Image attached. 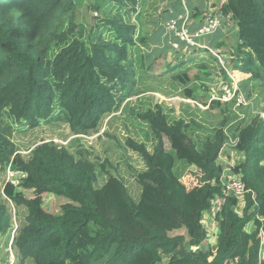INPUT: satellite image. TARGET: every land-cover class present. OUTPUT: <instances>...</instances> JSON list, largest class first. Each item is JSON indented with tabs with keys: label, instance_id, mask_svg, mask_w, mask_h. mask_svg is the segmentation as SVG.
Segmentation results:
<instances>
[{
	"label": "trees",
	"instance_id": "trees-1",
	"mask_svg": "<svg viewBox=\"0 0 264 264\" xmlns=\"http://www.w3.org/2000/svg\"><path fill=\"white\" fill-rule=\"evenodd\" d=\"M79 2L0 0V173H15L0 192L1 246L7 247L16 225V264H263L264 117L256 112L226 134L223 115L197 143L194 119H173L158 101L131 109L148 130L144 141L128 136L124 142L144 165L135 176L138 197H132L113 163L93 160L81 140L101 131L109 135L107 125L127 111V99L146 92L137 85L135 65H143L141 31L152 16L144 0H94L91 7L102 17L95 11L98 22L84 35L75 19ZM219 11L231 15L236 26L233 69L264 85V0H223ZM177 16L170 19L180 25L184 19ZM174 42L185 43L175 35ZM179 65L149 74L158 82L176 74L169 78L184 85L200 75H191L189 67L165 73ZM221 74L228 76L226 69ZM140 76L147 79L142 68ZM184 88L191 97V87ZM219 104L213 99L208 107ZM42 121H61L74 137L66 144L41 141L22 153L12 139L15 124L33 129ZM229 135L238 138L234 147L243 155L232 175L218 159ZM193 168L201 174L191 188L181 177ZM222 174L240 177L245 192L226 194ZM44 194L66 199L59 212L43 208ZM207 214L216 224L215 241L204 245L210 234L202 223ZM248 224L254 227L249 233ZM181 228L185 235H170Z\"/></svg>",
	"mask_w": 264,
	"mask_h": 264
},
{
	"label": "rangeland",
	"instance_id": "rangeland-1",
	"mask_svg": "<svg viewBox=\"0 0 264 264\" xmlns=\"http://www.w3.org/2000/svg\"><path fill=\"white\" fill-rule=\"evenodd\" d=\"M93 1L80 0L79 4H77L75 19L76 22H79L83 26L84 35L90 33V28L98 22L96 20L98 17L93 13L96 11L98 16L102 17L100 10L91 7ZM222 2L223 0H144L145 9L150 10V13H153V15L151 17L152 22L146 24L141 31V35H143L147 43L146 46L139 44L145 56L143 67L141 65L135 66L137 68V85L140 90H146V92L139 95V97L131 96L127 99L128 103L125 107L127 111L121 116L116 114L117 116L107 125L106 129L109 135H105L101 131L99 133L100 135L84 136V139L81 140L83 147L90 151L88 156H91L93 160L103 161L107 158L113 163L114 168L112 171L124 181L129 193L134 198L138 197L139 192V186L135 176L137 172L144 169V165L139 156L127 148L124 142L128 136H132L138 141H144L146 139L145 137L148 133L147 126L139 120L134 119V111L141 109L150 101L153 103L156 101L161 103L173 119L187 117L186 114L188 113L190 118H187V120L194 119L198 123V130H196L198 137L194 135L196 139L204 138L207 133L211 134L212 129L223 119V115L226 117V125L228 126L225 129L226 134H230L228 129L231 125L236 124L238 121H243L242 124L247 123L250 120V116L256 112L264 117V85H260L261 80L257 81L252 79L249 81L247 80L248 74L240 73L237 69H233L236 26L231 15L229 17H220L221 21L215 26V30L198 38L196 40L197 44L193 45L195 48L190 47L192 46L191 44L187 46L185 43H179L178 46H173L174 48H172L171 44L167 42L169 46L166 45L162 50L163 41L165 39L166 41L169 40L173 35L167 29L168 25L165 23L167 19L177 16L178 12L182 11L185 7L187 10L185 16L188 12L191 14L189 9L196 7L200 11L198 17H183L184 21L182 22V24L188 26L192 31L196 26L205 22L207 15H220L219 7ZM148 12H142L143 18L147 19L146 13ZM203 16L204 18H202ZM134 17L135 15L132 14L130 20L134 21ZM177 17L181 18L179 16ZM171 30L175 33L178 31L176 27ZM191 41L195 42L194 40ZM215 43H218V47L214 46ZM178 61L180 65L174 70H167L165 72L167 75L172 74L178 69L186 70L188 67L191 75L192 73H198L200 75H197L186 85L180 79H177V77L175 78L180 81L169 78L176 74L166 77V80L163 82H158L157 79L151 77V74L158 73L161 67L165 68L167 65ZM139 67L145 70L147 79L144 76H140ZM222 69H226L227 77L221 74ZM199 70L208 71L209 74H202ZM155 77H158V75H155ZM184 87H191L188 89L190 92L192 91V98L187 97V92ZM248 89H250V96L249 94L247 96ZM213 99L218 100L221 104L211 109L208 107V103ZM246 103H249L250 106H247ZM241 104L244 105L240 106ZM131 109L134 110L132 113L130 112ZM8 120L11 121L9 118ZM73 137V134L71 135L69 132L68 126L61 121H42L38 127L33 129H27L25 125L15 124V129L12 134V139L16 146L21 151H24L22 153H25L34 145L41 143V141L53 140L57 144H66ZM237 140V137H231L229 135L224 143L227 146L221 151L218 157L219 162L223 165V170L231 175L232 166L240 159H243V155L238 153L234 147ZM196 142H199L198 139ZM164 146L166 149L170 148L166 138H164ZM147 148L151 150L150 145ZM181 166L182 162L177 161L176 169H179ZM200 174V171L193 168L189 176L183 178L181 175V179L191 185L192 188L196 185L197 181L200 183ZM8 175L9 172L5 174L0 173V192L2 184ZM104 180L105 178L99 184L103 183ZM234 183L239 184L242 189L245 188L240 177L233 176L226 178L222 174V186L231 194L234 192H232L230 187ZM25 194L26 196L33 195L29 191H26ZM65 200V198L56 197L53 194H44L43 208L49 212L57 213L59 212L60 204ZM210 204H215L214 199H211ZM213 210H215L214 207ZM202 223L210 230L209 237L204 241V245L213 244L215 241L214 233L216 224L212 219V214L204 216ZM253 228L251 224H248L245 232L249 233ZM177 233L185 235V230L182 228L174 230L170 232V235ZM259 234L263 245L260 257L264 264V229H261ZM1 245L0 243V257L4 259V264H8V261H12L10 259V251L7 247L5 248L3 246V248ZM11 253L14 256V264H16L19 261L18 255L13 249ZM28 264L32 263L29 262Z\"/></svg>",
	"mask_w": 264,
	"mask_h": 264
},
{
	"label": "built area",
	"instance_id": "built-area-1",
	"mask_svg": "<svg viewBox=\"0 0 264 264\" xmlns=\"http://www.w3.org/2000/svg\"><path fill=\"white\" fill-rule=\"evenodd\" d=\"M184 17H189V16H184ZM181 18H183L181 16ZM206 20L204 23H202L201 25L199 26H196L195 29H191L184 25V24H180V25H177V23L175 22V20H172L170 19L169 21H167V25L168 27H170L171 29H174L175 27L178 29V31L175 33L174 31H172L170 28L167 27L168 30H170V32H172L175 37H178L179 40L187 43V44H191L192 46L193 45H196V40L202 36H205L209 33H211L212 31L215 30V26L218 24L220 20V15H207L206 17ZM176 25V26H175ZM191 40H194L195 42H192ZM191 41V42H190ZM179 44L178 43H173V46H178ZM9 172V175H8V179H10L11 177L14 176L15 173L11 172V171H8ZM22 176H24L25 174L24 173H20ZM221 184H222V176H221ZM14 182L16 183L17 181L14 180ZM224 189V188H223ZM230 189L232 190V192H234V194H242L243 192H245V189H242L241 186L237 183H234L231 185ZM224 192L226 194H229L228 191H226L224 189ZM15 231V227L14 229L12 230V234L14 233ZM11 240H12V235L10 237V243H11ZM8 250L10 251V259H12L11 262L8 261V264H13L14 262V257H13V254L11 253V248L9 247Z\"/></svg>",
	"mask_w": 264,
	"mask_h": 264
},
{
	"label": "crops",
	"instance_id": "crops-1",
	"mask_svg": "<svg viewBox=\"0 0 264 264\" xmlns=\"http://www.w3.org/2000/svg\"><path fill=\"white\" fill-rule=\"evenodd\" d=\"M187 8H188V7H187ZM189 11H191V14H192L191 16H192V18H196V17H198V15L200 14V11H199L196 7H193L192 9H189ZM186 12H187V10H186V7H185L182 11H179L177 15H178L179 17H181V16L184 17ZM194 13H195V15H194ZM150 15L152 16L153 13H150ZM170 18H171V17H170ZM170 18L167 19V21H169ZM202 18H204V16H203ZM167 21H166V22H167ZM166 22H165V23H166ZM164 28H165V27H164ZM235 29H236V28H235ZM235 31H236V30H235ZM235 33H236V32H235ZM169 35H170V34H169ZM235 35H236V34H235ZM142 36H143V35H142ZM167 42H168V43H172V45H173V42H174V34L172 35V38H170L169 40L166 41V39H165V41H163V46H164V45L169 46ZM146 44H147V43H142L141 46H143V45L146 46ZM162 48H163V47H162ZM142 50H143V49H142ZM143 52H144V51H143ZM185 113H187V112H185ZM186 116H187V117H184L185 119H187V118L189 119V118H190V116H189L188 113L186 114ZM43 196H44V195H43ZM13 227H16V225L13 226ZM8 243H10V242L8 241ZM262 246H263V245H262Z\"/></svg>",
	"mask_w": 264,
	"mask_h": 264
},
{
	"label": "clouds",
	"instance_id": "clouds-1",
	"mask_svg": "<svg viewBox=\"0 0 264 264\" xmlns=\"http://www.w3.org/2000/svg\"><path fill=\"white\" fill-rule=\"evenodd\" d=\"M211 15H215V14H211ZM216 15H218V14H216ZM187 16H189V18H192L190 12L187 13ZM220 17H223V16H220ZM11 235H12V239H13V235H14V233L12 234V232H11L10 237H11ZM8 241L10 242V238H9ZM9 247L11 248V251H12V240H11V243H8V244H7V249H8ZM13 257H14V256H13Z\"/></svg>",
	"mask_w": 264,
	"mask_h": 264
},
{
	"label": "water",
	"instance_id": "water-1",
	"mask_svg": "<svg viewBox=\"0 0 264 264\" xmlns=\"http://www.w3.org/2000/svg\"><path fill=\"white\" fill-rule=\"evenodd\" d=\"M38 144H39V143H38ZM38 144H36V145H38ZM33 147H34V146H33ZM33 147H32V148H33Z\"/></svg>",
	"mask_w": 264,
	"mask_h": 264
}]
</instances>
